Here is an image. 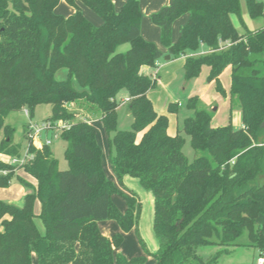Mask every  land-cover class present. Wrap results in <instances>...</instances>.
I'll use <instances>...</instances> for the list:
<instances>
[{
    "label": "trees",
    "instance_id": "obj_1",
    "mask_svg": "<svg viewBox=\"0 0 264 264\" xmlns=\"http://www.w3.org/2000/svg\"><path fill=\"white\" fill-rule=\"evenodd\" d=\"M61 1L72 14L55 12ZM245 4L251 20L264 19L261 0ZM83 6L101 23L89 22ZM182 14L188 21L171 43L173 22ZM150 20L160 28L171 59L185 57L186 81L197 78L202 67L209 69L207 82L221 97L228 96L231 110L239 109L241 128L213 127L212 112L193 97L186 108L194 115L168 135L167 117L148 98L156 80L142 72L155 69L162 53L141 36L138 0H126L118 11L111 0H0V154L20 157L15 130L5 125L12 112L25 110L32 117L37 106L50 105L44 121L69 124L57 137L65 144L66 169H59L50 146L38 149L27 142L28 125L22 138L32 158L19 168L35 185L0 161L7 171L0 175V188H8L14 178L29 191L21 206L0 201V264H145L147 257L153 264H216L244 231L247 246L263 253L264 27H245L239 0H171ZM123 45L128 49L119 52ZM201 47L208 53L191 56ZM227 67L228 93L219 80ZM62 69L66 78L58 80ZM124 101L132 118L129 130L117 126ZM168 109H176L175 104ZM96 120L108 136V162L117 185L103 171L92 125ZM184 136L195 152L192 161L182 152ZM125 177L136 179L153 199L157 249L148 252L139 239L144 256L135 258L116 253L123 235L136 227L139 212L137 197L123 186ZM112 195L125 201L124 213ZM103 221H115L120 232L104 236L98 227ZM209 246L221 249L204 261L199 250Z\"/></svg>",
    "mask_w": 264,
    "mask_h": 264
},
{
    "label": "rangeland",
    "instance_id": "obj_2",
    "mask_svg": "<svg viewBox=\"0 0 264 264\" xmlns=\"http://www.w3.org/2000/svg\"><path fill=\"white\" fill-rule=\"evenodd\" d=\"M240 3V14L246 24L250 22H256L257 24L264 23V19L259 20H250L247 13V8L245 4V0H239ZM82 13L84 17L91 22L92 21L101 23V19L96 15L92 10L83 6ZM71 8L65 3H59L57 5L56 10L59 12L61 10L63 13L60 15L66 16L68 15V11ZM65 12V13H64ZM60 13V12H59ZM91 17H89V16ZM185 16L188 14H182L178 17L172 25L171 31V43L177 41L180 36L181 29L185 24ZM90 19V20H89ZM142 19V15H141ZM231 20L234 21L235 25L239 28L240 24L238 19L235 16L231 17ZM92 23V22H91ZM186 23V22H185ZM148 24L153 26L158 30V32L154 31V33L150 32L149 34L152 35L151 38H147L149 42L153 43L159 51L162 53V57L158 60L156 68L152 71L155 72V80H156V87L149 92V96L151 102L159 115H164L167 117L168 120V132L170 135H175L178 130L182 128L183 122L186 118L192 117L194 115L193 110H188L186 108V104L190 98L193 97H202L200 99V107L203 109H207L208 111L212 112V120L211 125L213 127H222L227 124H231L233 128H236L240 125V115L239 119L236 116V112L231 111L228 109V106L225 104H221L219 101L221 98L218 97L217 93L215 92L214 85L207 84V76L208 70L207 67L204 66L201 69L199 76L195 79L190 81H186L183 75L182 69V60L181 59H171L167 60L166 56H168L167 47L161 41V30L157 25H154L151 20L149 19ZM252 25V24H251ZM155 30V29H154ZM255 30V29H254ZM152 39V40H151ZM128 49L127 45L121 47L120 50L124 51ZM200 56V55H198ZM55 78L58 80H63L66 78V70L62 69L59 70ZM222 83L226 90L229 89V74L228 72L222 75ZM74 87H78L76 82L73 81ZM124 91L119 94L118 98H122ZM217 100L214 106L218 107L216 112L210 110L209 102ZM126 101L120 104L117 109V126L120 130H129L132 118L129 115L128 107ZM177 103H180V106L177 107ZM175 104L177 107L176 109L169 110L168 105ZM50 115V105H39L36 107L33 116L30 117L25 114L23 111L10 113L7 120L8 123H11L13 129L15 130L14 136L15 141L21 143L23 148L20 149V156L21 158L26 153V142L23 141L22 138V129L25 123H40L46 117ZM93 127L95 129L96 141L101 149V160L103 171L108 174L110 173V166L108 162L109 158V147H108V136L101 124L100 121H96L93 123ZM57 137L60 132H56ZM53 135V134H52ZM52 138V153L53 156L59 162V169L64 170L66 169V162L63 158V152L65 148V144L59 138ZM141 134H137V139H140ZM185 137V136H184ZM50 147V148H51ZM183 154L187 158L188 161H192L195 157V152L190 146V140L188 137H185V144L182 149ZM4 163V162H3ZM14 174L18 175V172L21 171L18 166H13ZM123 186L125 190L128 192H132L138 199L139 202V212H138V219L137 225L133 229H131L128 233L123 235V242L121 246L116 250V253H119L126 258H135L144 256V250L139 243V239L144 243L145 249L153 253L157 249V242L154 238L153 234V199L150 192L143 189L136 179L126 177L123 179ZM19 184L17 180L12 178L10 183L11 185ZM117 185V183H115ZM9 188V187H8ZM6 188V189H8ZM0 188V200L4 196L1 192ZM111 201L113 204L119 209L120 212L124 213L127 209L126 203L123 199H121L118 195H112ZM114 228L117 229L116 233L120 232V228L115 221H111ZM37 227L40 231H43V227L41 222L37 219L35 220ZM249 243L247 232L244 231L242 235L236 240V246L228 247L226 253H222L218 259L216 264H256L260 253L258 249L253 247L247 246ZM220 247L216 246H209L199 250V254L207 261L211 256H213ZM154 261L151 257L146 258L145 264H153ZM32 264H36V261H33Z\"/></svg>",
    "mask_w": 264,
    "mask_h": 264
},
{
    "label": "crops",
    "instance_id": "obj_3",
    "mask_svg": "<svg viewBox=\"0 0 264 264\" xmlns=\"http://www.w3.org/2000/svg\"><path fill=\"white\" fill-rule=\"evenodd\" d=\"M112 3H113V6H114V9L116 11H118L121 6L126 2V0H111ZM139 2V7H140V10H141V15H142V19H141V25H140V33H141V36L143 37L144 40L148 41L147 38H151L152 35H150L149 33L155 31L158 32V30L156 28H154L153 26H151L150 24H148V21L150 19V16L151 14L157 12L158 10H160L162 7L164 6H167L169 5V3L171 2V0H138ZM60 3H64L63 1H61ZM55 12L58 13V14H62L63 12L61 10H59V12L55 9ZM65 13V12H64ZM73 13V10L70 9L68 11V15L72 14ZM66 15V16H68ZM89 16V15H88ZM90 17V16H89ZM87 18V17H86ZM91 18V17H90ZM188 18L189 16H185V20H184V23L182 24H185V22L188 21ZM90 20V19H89ZM243 20V18H242ZM251 20V19H250ZM93 24L95 25H98L99 23L98 22H95V21H92V18L90 20ZM232 23L234 25L235 28H237L240 32L243 31L242 27L240 26L239 28L235 25L234 21L232 20ZM243 23L245 25V27L249 30H254V29H258V28H263L264 27V23H260V24H257L255 21L252 23L250 22V25L249 23L246 24L245 21L243 20ZM252 24V25H251ZM155 29V30H154ZM153 38V37H152ZM152 40V39H151ZM124 46V45H123ZM122 47V46H121ZM121 47H119L118 51L119 52H123L121 49ZM127 50V49H126ZM124 50V51H126ZM208 53V50H206L204 47H201L199 49L198 52L192 54L191 56H198V55H204ZM168 59L167 60H171V57L168 55ZM182 60V67H183V64H184V60H185V57H181L179 58ZM154 69H150V68H143L142 72L143 74L145 75H148V76H154L155 77V72H152ZM208 70V73H209V69L207 68ZM228 72L229 74V86H230V68L227 67L223 72L222 74L220 75L219 77V80L221 82V85L222 87L224 88V90L228 93L229 89L226 90V88L223 86V83H222V75L224 73ZM208 85H214L212 82H207ZM216 92V90H215ZM149 93L148 92V98L150 99V96H149ZM217 93V92H216ZM123 95L122 98H120L121 100L125 99L126 98V94L123 93L121 94ZM218 97H220L221 99L219 100L221 102V104H225L226 103V106H228V109H230V104H229V98L228 96L226 98H223L221 97L218 93H217ZM199 100L200 99H203L202 97H198ZM151 100V99H150ZM217 102V100H214V101H210L209 102V106L210 107V110L216 112L218 110V107L217 106H214V104ZM126 104V103H124ZM180 106V103H177V107ZM154 107V106H153ZM176 107V108H177ZM155 109V108H154ZM231 110V109H230ZM25 114H26V111L25 110H22ZM156 111V110H155ZM233 112H236V116L237 118L239 119V115H240V120H241V114H240V111L238 108H232ZM12 113H15V112H12ZM10 115V114H9ZM8 115V116H9ZM7 116V118H8ZM7 118L5 119V125H8L10 127H12L11 123H8V120ZM98 121V120H96ZM94 121V122H96ZM93 122V123H94ZM92 123V125H93ZM28 123H25L24 126H26ZM24 126H23V129H24ZM242 124L240 122V125H238L236 128H241ZM219 127V126H218ZM13 128V127H12ZM22 129V136H23V130ZM167 133L168 135H170V133L168 132V129H167ZM170 136H174V135H170ZM3 137V133L0 132V139ZM24 141V140H23ZM13 143L16 144V145H20L21 148H23L22 144L21 143H18L17 141H15V136L13 137ZM52 145V144H51ZM51 147V146H50ZM25 148L27 149V143H26V146ZM51 150H52V147H51ZM8 158L9 156L7 155H4V154H0V161L1 162H7L8 161ZM18 175L20 177H22L23 179H25L26 181H28L29 183L35 185V180L32 179L31 177H29L27 174H25L22 170L18 172ZM107 177L113 181L114 183H117V180L115 178V176L112 174V172L110 171V173L106 174ZM126 178V177H125ZM124 178V179H125ZM1 192L4 194V196L2 197V199L0 201H3L5 203H9V204H13V205H16V206H21L22 203H23V198L25 196V194H27L29 191L26 190L25 188H23L20 184H15V185H11L9 186L8 189H1ZM39 210H40V204L39 202H36L35 203V206H34V212L35 214H38L39 213ZM98 227L101 231V233L104 235V236H107V237H110L111 235L115 234L117 232V229L114 228L113 224L111 221H103V222H99L98 223ZM35 261V260H33Z\"/></svg>",
    "mask_w": 264,
    "mask_h": 264
},
{
    "label": "built area",
    "instance_id": "obj_4",
    "mask_svg": "<svg viewBox=\"0 0 264 264\" xmlns=\"http://www.w3.org/2000/svg\"><path fill=\"white\" fill-rule=\"evenodd\" d=\"M264 3V0H261ZM27 114V113H26ZM27 139L28 143L34 146L35 148L40 149L41 147L45 146H51L52 144V138L57 137L56 132H61L64 129H67L69 127V124L67 122L63 121H41L40 123H28L27 124ZM53 134V135H52ZM27 143V146H28ZM32 155H28L27 149L24 156L21 158H14L9 157L7 162H4L7 165L10 166H23L27 160L31 159ZM7 171L0 169V175H6ZM256 264H264V251L263 253L258 257Z\"/></svg>",
    "mask_w": 264,
    "mask_h": 264
},
{
    "label": "water",
    "instance_id": "obj_5",
    "mask_svg": "<svg viewBox=\"0 0 264 264\" xmlns=\"http://www.w3.org/2000/svg\"><path fill=\"white\" fill-rule=\"evenodd\" d=\"M169 57L168 56H166V59H168Z\"/></svg>",
    "mask_w": 264,
    "mask_h": 264
}]
</instances>
